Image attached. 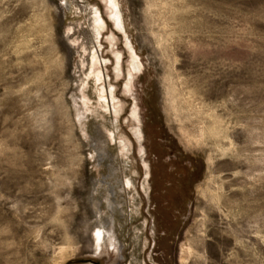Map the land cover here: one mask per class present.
Returning a JSON list of instances; mask_svg holds the SVG:
<instances>
[{
    "label": "rangeland",
    "instance_id": "rangeland-1",
    "mask_svg": "<svg viewBox=\"0 0 264 264\" xmlns=\"http://www.w3.org/2000/svg\"><path fill=\"white\" fill-rule=\"evenodd\" d=\"M115 2L0 0V264H264V0Z\"/></svg>",
    "mask_w": 264,
    "mask_h": 264
},
{
    "label": "bare ground",
    "instance_id": "bare-ground-1",
    "mask_svg": "<svg viewBox=\"0 0 264 264\" xmlns=\"http://www.w3.org/2000/svg\"><path fill=\"white\" fill-rule=\"evenodd\" d=\"M116 0H108V3L109 5H111V14L110 16H112L111 18L114 20V25L115 27L117 28V30H122L124 31L125 28H124V24H123V18L121 17V11L120 9L118 8V5L117 3L115 2ZM97 13V18L95 20V22L97 23V25H101L102 23H104L102 17L99 15V12L96 11ZM101 31L99 30L98 28V32ZM135 55H136V52L134 51ZM117 54V62L120 63L121 61V56L119 53H116ZM94 56V55H93ZM116 57V56H115ZM142 63H141V60L138 58V56L136 55V60L133 61V69L135 71L139 70L140 67H141ZM93 68H94V72H95V77H96V80L98 82V84L100 85L99 87V98L100 99H103L105 100V102L107 101L108 104L110 106V100H109V97H108V94L106 95V92L108 91L104 86L103 84L101 85V81H102V74H101V69L99 67V61H98V58L96 56L93 57ZM133 72V70H131ZM132 75V73H131ZM95 79V78H94ZM106 91V92H105ZM109 93L110 95L112 96V100H114L115 98V93H114V90L112 87H110L109 89ZM113 103V102H112ZM115 103V102H114ZM101 104V103H100ZM106 105H104L105 107ZM115 107V105H113ZM103 107V106H102ZM108 107V106H106ZM116 112V111H115ZM116 115V114H115ZM133 115L136 117V119L138 118L137 115H136V111L133 112ZM136 127V126H135ZM135 133L138 134L139 133V130H135ZM124 147H127L126 144L124 143ZM103 238V232L101 229H96L95 233H94V239H95V242L97 244L100 243V241L102 240Z\"/></svg>",
    "mask_w": 264,
    "mask_h": 264
}]
</instances>
